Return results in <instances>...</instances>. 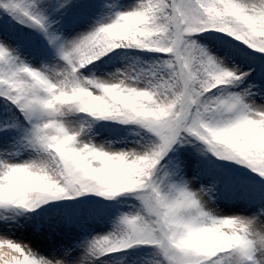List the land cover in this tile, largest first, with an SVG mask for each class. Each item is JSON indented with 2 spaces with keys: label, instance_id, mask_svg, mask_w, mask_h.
I'll return each instance as SVG.
<instances>
[{
  "label": "snow or ice",
  "instance_id": "6c2138e0",
  "mask_svg": "<svg viewBox=\"0 0 264 264\" xmlns=\"http://www.w3.org/2000/svg\"><path fill=\"white\" fill-rule=\"evenodd\" d=\"M135 249L264 264V0H0V264Z\"/></svg>",
  "mask_w": 264,
  "mask_h": 264
},
{
  "label": "rangeland",
  "instance_id": "374dc122",
  "mask_svg": "<svg viewBox=\"0 0 264 264\" xmlns=\"http://www.w3.org/2000/svg\"><path fill=\"white\" fill-rule=\"evenodd\" d=\"M108 2H111V0H108ZM131 2H132V0H119L120 4H128ZM126 62H127L126 60L121 58L120 60L116 61L114 67L109 66L108 70L114 71L115 67H119L121 64L126 63ZM128 137L131 138V133H129ZM96 139L100 140L101 137L97 136ZM23 158H27V154H24ZM247 171L248 170L245 169V172H247ZM249 175H251V174H249ZM95 199H99V200L103 201V198H95ZM120 199H122V200H120ZM112 203H113V206L110 205V203H109V205L112 206V208H114V209H119L120 211H129V210H131L132 206L136 203V201L134 200L133 197L125 195V196L120 197L117 201H112ZM115 215L116 214L114 213L112 215L111 219L107 223L103 224L102 226H98L95 229V232L93 234H95L96 232L104 233V232L111 230V227H112L111 220L115 219ZM15 238L25 239V238H30V237L27 233L17 232L15 234ZM153 258H155V257H154V254H153L151 249H135V250H130L127 254H120L118 260L116 261V264H149V262Z\"/></svg>",
  "mask_w": 264,
  "mask_h": 264
},
{
  "label": "trees",
  "instance_id": "16d2710c",
  "mask_svg": "<svg viewBox=\"0 0 264 264\" xmlns=\"http://www.w3.org/2000/svg\"><path fill=\"white\" fill-rule=\"evenodd\" d=\"M141 58L142 59H151L152 54L151 53L141 54ZM127 134H129V133H121V136H125ZM116 139H119V137H117Z\"/></svg>",
  "mask_w": 264,
  "mask_h": 264
}]
</instances>
